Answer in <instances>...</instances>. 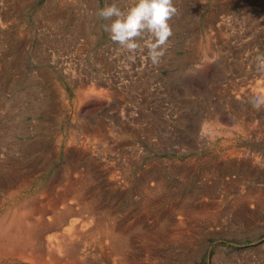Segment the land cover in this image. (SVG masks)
Returning a JSON list of instances; mask_svg holds the SVG:
<instances>
[{
  "label": "rangeland",
  "instance_id": "374dc122",
  "mask_svg": "<svg viewBox=\"0 0 264 264\" xmlns=\"http://www.w3.org/2000/svg\"><path fill=\"white\" fill-rule=\"evenodd\" d=\"M21 1L0 0V86H7L0 95V127L17 123L16 114L24 111L26 101L15 99L10 86L34 75L48 76L42 83L50 93L49 101L42 111L53 117L40 112L38 119L25 121L37 120L61 132L86 121L92 127L102 125L107 133L111 130L112 151H116L112 152V177L121 180L112 198L123 199L128 207L122 193L127 192L124 173L139 174L151 160L159 161L173 181L189 180L191 191L200 193L193 194L196 219L187 225L192 240L184 248L174 239L169 242L170 234L158 244L163 253L156 264L169 259L178 264H264V108L258 111L250 105L252 97L264 93V74L256 69V57L264 55V0H174L178 9L170 22L174 35L159 65L145 59L146 52L137 53L130 63L103 31L101 25L110 21L98 19L95 12L112 0ZM117 2L126 8L131 0ZM41 12L53 19H44ZM83 21L89 29L77 34ZM209 39L214 45L210 53L205 51ZM5 100L8 107L2 105ZM10 113L14 115L7 116ZM45 172L41 178L52 174L51 169ZM246 189H254L255 194L260 191L261 200L246 201L239 213L235 204L243 200ZM137 198L135 194L136 205ZM9 206L0 209V217ZM164 206L159 204L160 211ZM204 210H217V222L207 219ZM139 256L147 258L144 253Z\"/></svg>",
  "mask_w": 264,
  "mask_h": 264
},
{
  "label": "bare ground",
  "instance_id": "6f19581e",
  "mask_svg": "<svg viewBox=\"0 0 264 264\" xmlns=\"http://www.w3.org/2000/svg\"><path fill=\"white\" fill-rule=\"evenodd\" d=\"M15 1L17 2V0ZM21 2L23 3V0ZM21 2L19 3L22 4ZM40 15L49 21L50 19H53V16H45V14L42 15V12ZM2 20L0 18V23ZM86 21H83V23L79 25L76 32L77 34L88 31L89 25L85 23ZM202 43L204 44L203 41ZM212 46L214 45H211L210 39L207 40L205 51L208 53L212 52ZM46 78H48V76ZM46 78L34 75L24 80V82L17 80L15 82L16 84L10 86L13 90L15 99H22L26 102L23 103L24 111L20 110L16 114V118L19 116L17 119L19 121L17 123L0 127V209L4 208L7 204L11 205L7 207V213L0 217V264H156L159 262V255L163 253L158 250V244L162 240L167 239V236L170 237V234L171 237L168 238L169 242L174 239V242L177 241L181 247L185 248L186 244L193 238L191 232L188 234L187 231V225L196 217L192 202L194 198L193 194H195L194 196L200 194H196L194 191H191L194 190L193 187L191 188L193 183L189 180H185L183 184L173 181L171 177L163 172L159 161L151 160L146 166H143L144 170L142 169L139 174H133L129 170V172L127 171L124 173L123 178L126 182L124 183L126 185L127 192L122 193L128 204V207H124L126 204L123 205V199H118L117 197L112 198V191L116 190L115 188L121 185V180L118 181V177H112V152L116 151H112V143L109 135V132H111L110 129L107 133V130L104 129L102 125L92 127L93 125L86 121L85 123L79 125H69L66 132H61L58 127L50 129L47 128L44 123L38 122L37 120V123L36 121L35 123L33 121L32 124H28V122L25 121L28 117L35 119V117H39L38 115L41 113L42 115L48 114V112L42 111L43 107L47 105L50 95L47 88L44 87L42 83ZM6 87L7 86L5 84H1L0 95L3 94L1 91ZM259 91H257V94H259ZM104 92L105 91H103V93ZM109 92L110 91L108 90L107 93ZM247 93H249V91ZM261 94L264 95V93H260V95ZM62 95L66 96L64 93ZM82 95L83 94H81V96ZM7 100L2 102V105L8 107L10 104ZM4 108L2 111H4ZM53 108L56 109V107ZM12 113L7 116H13L14 114ZM49 117L53 116L49 115ZM100 123L102 124V122ZM47 124L49 123L47 122ZM253 129H256V127ZM136 131H138V129ZM139 132L136 133L140 135L141 132ZM124 135L126 134L124 133ZM145 137L147 139V136ZM153 141L154 140H152V142ZM130 150H132V148ZM241 154L239 155L241 156ZM61 158H63V161L59 163ZM216 160L218 159L216 158ZM243 160L245 161L246 159ZM117 164L119 165V163ZM117 166L115 167L117 168ZM133 167L135 168V166ZM48 169L52 170V174L49 177L41 178V176L45 174V171ZM175 169L176 167L171 170ZM253 170L256 169L253 168ZM178 172L180 173V171ZM242 173L246 174L244 172ZM185 174H183V176H185ZM240 178L245 179L243 177ZM232 184L233 183H231V185ZM184 189L190 191H184L182 194ZM197 191L198 190L196 189V192ZM246 191L244 196L242 195L243 200H237V203L235 202V205L238 206L236 207L238 211L239 207L244 205L246 201H251L253 199L261 200L260 195H258L261 193L260 191L258 194H255L254 189H246ZM135 194L138 195V205H136L135 200L133 199ZM163 203L166 206H164V209L160 211L158 206ZM263 204L264 202L261 200V205ZM229 207L231 208V204ZM241 211H239V213ZM125 213L127 214L124 215ZM203 213L207 215H205L207 219H211L212 221L216 220L218 217L217 210H204ZM245 222L247 223V221ZM212 224L210 223L209 225ZM142 253L146 254L147 258L143 259L140 257L139 255ZM159 264L178 263L169 259L164 262H160Z\"/></svg>",
  "mask_w": 264,
  "mask_h": 264
},
{
  "label": "clouds",
  "instance_id": "9594fccd",
  "mask_svg": "<svg viewBox=\"0 0 264 264\" xmlns=\"http://www.w3.org/2000/svg\"><path fill=\"white\" fill-rule=\"evenodd\" d=\"M95 15L102 21H110L101 27L128 61H135L137 53L146 52L145 59L159 65L171 47L174 32L170 22L178 15V9L174 0H131L126 8L112 0L98 8ZM256 69L264 74V55L256 57ZM250 103L261 110L264 95L255 96Z\"/></svg>",
  "mask_w": 264,
  "mask_h": 264
}]
</instances>
